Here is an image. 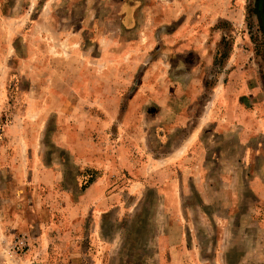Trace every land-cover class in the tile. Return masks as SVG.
<instances>
[{"label":"rangeland","instance_id":"rangeland-1","mask_svg":"<svg viewBox=\"0 0 264 264\" xmlns=\"http://www.w3.org/2000/svg\"><path fill=\"white\" fill-rule=\"evenodd\" d=\"M127 1L137 4L131 24L123 20ZM156 1L170 0H0V19L26 22L0 71V264H264V0H212L207 22L192 24L190 45L211 49L202 99L141 89L140 81L155 83L171 46L159 36L179 25L150 22L147 5ZM146 63L153 68L144 79ZM29 64L39 70L35 86ZM212 98H240L238 136L207 126L190 135L193 161L177 160L174 176L165 163L155 168L192 131L172 129V114L198 112ZM85 156L97 162L77 165ZM106 166L115 167L105 187L112 198L101 201L97 228H87L86 215L68 245L61 194L86 189ZM168 176L177 199L161 196L171 192ZM176 201L179 214L169 219ZM21 234L27 250L14 246Z\"/></svg>","mask_w":264,"mask_h":264},{"label":"crops","instance_id":"crops-1","mask_svg":"<svg viewBox=\"0 0 264 264\" xmlns=\"http://www.w3.org/2000/svg\"><path fill=\"white\" fill-rule=\"evenodd\" d=\"M212 0H170L169 2H166L168 4H164L162 1H156L152 2L151 4L147 5L150 12L153 13V15H150L149 20L150 22L161 24L162 25H170V24H179L177 26H174L171 28V30L166 31L168 32L166 35L162 34L159 37L160 38H167L169 40H172L171 46L168 47L167 50L162 52L161 62H159L161 65L156 68V70L159 71V75H157V78L155 83H151L149 81L150 85L145 84L146 81H140L141 89H149L151 86L152 88L157 87L155 89L157 98H201L203 93V88L206 86V77L210 73L212 69L211 64V49L209 46L204 45L203 47H193L190 45L191 41L197 36H194L195 31L194 26L192 24L197 20V23H200L201 21L207 22V16L205 15L206 9L209 8L212 4ZM136 3L133 1H127L124 5V23L125 24H131L132 22H136L137 16L134 13ZM166 7H165V6ZM165 7V8H164ZM203 8L204 13L202 14H195L194 8ZM165 9V10H164ZM187 11V12H186ZM192 12V13H191ZM182 15V16H181ZM10 18L0 19V71L4 69V55H13L15 53V48L13 46V42L17 37L22 36V31L19 27L20 25H23L24 20L19 19L17 21L9 22ZM144 18H141V21H143ZM30 19L27 22V29L30 28ZM204 23V24H205ZM10 25V26H8ZM4 26H7L10 28V30L4 29ZM31 25V29H32ZM24 27V25H23ZM167 27V26H164ZM200 35L202 37L207 36L206 28L199 30ZM25 39V38H24ZM142 51V50H141ZM159 51V50H158ZM124 55H129L131 57V54L125 53ZM191 55L195 58V61L188 60L186 56ZM129 58H127V61ZM131 60V59H130ZM129 60V62H130ZM142 61V59L139 60V62ZM142 63V62H140ZM28 74L29 78L32 81L33 85L36 83V77L37 72L39 73V70L36 68L35 65H28ZM114 67V66H113ZM115 68V67H114ZM138 68V67H137ZM152 66H148L147 63L142 66L140 69L145 71V77L146 79L148 77V72L152 71ZM87 69V68H85ZM119 70V69H117ZM120 71V70H119ZM233 72H236L234 69ZM232 72V73H233ZM223 84V80L221 81ZM148 83V84H149ZM230 81H226V85L229 84ZM35 86V85H34ZM163 90L160 92L159 88H162ZM140 89V90H141ZM142 91V90H141ZM139 93V92H138ZM158 93H160L158 95ZM146 98V95H144ZM139 98H142V95L138 96ZM51 98V97H50ZM59 98H63V95L61 94ZM202 99V98H201ZM241 102L240 98H212L208 99L204 102L203 105H200V111L196 112L194 111L193 107L187 112V111H181L176 112L172 114V122H169L168 124L171 125L174 129L178 125H185L189 128H191L192 131L189 133V136L187 139L183 142L177 141L175 144L171 146L168 152H166V158L165 159H158L156 158L151 163L155 165V168H163L164 165H169V168L173 167L175 163L178 160V166L179 163L185 161H193V153H189L191 149H189L190 143H191V137L190 135H198L200 133L201 129L205 131L206 127L208 126L211 129V133L213 132V128L211 127L216 126L219 127L221 130H224L226 127V130H229V133H234L235 136H238V127H239V117H241L244 113L243 106L239 103ZM226 103L227 111H220V107H222L220 104ZM241 105V107L239 105ZM196 107V106H194ZM258 110L256 109L255 112ZM131 112L127 113L126 117H130ZM143 114L140 112L139 116L141 117V121L137 127H141L142 125V119H144ZM196 120L195 127H190L193 123L192 120ZM214 119H217L216 122H212ZM209 123V125L207 124ZM213 123V124H212ZM210 132V131H209ZM208 133V132H207ZM218 133H221L220 131ZM210 134V133H209ZM213 134V133H212ZM238 138V137H237ZM238 142V139H237ZM242 140L240 139V144H242ZM237 147V146H235ZM198 148H201L200 145ZM80 148H78L79 151ZM84 152V151H83ZM191 152H194L192 150ZM235 152H237V148L235 149ZM198 155V154H196ZM237 159V158H236ZM97 160L90 156V158L83 157V159L80 160L79 164H88L91 166L96 163ZM99 163V162H98ZM165 163V164H164ZM152 165V166H153ZM186 166L187 163L185 164ZM198 169L200 164L197 163ZM131 164L128 165L127 160L123 162L122 167L126 169H130ZM139 171L140 173H144L147 171L148 166H150V163H143L139 165ZM107 169L103 171L102 177H97V179L92 180L91 183L86 187V189L82 191H69L66 190L65 192H62L61 195H63V207H61V213H60V225H61V231L65 232L66 238L65 241L69 245L70 241L76 240L71 239L72 232L80 231V228L83 224V218L87 215L91 217V222L89 227H87L89 230H94V228H97L96 223L94 222V217L97 215L99 210V205L101 201L103 200H109L112 198V195H110L109 191L105 189L107 187L106 184L110 181V176L112 175L113 171L115 170L114 166H106ZM174 168L171 169V173L174 176ZM170 176H168L169 178ZM174 178V177H173ZM144 181V180H143ZM142 179L139 180L140 183L143 182ZM166 186L165 190L171 188V192L168 194L166 191L161 193V196L166 199H177L178 194L177 190H175V180L172 179V176L170 179L165 180ZM107 193V196L105 194ZM177 201L175 202V205H171L170 207H166V213L169 214V219H172L175 214H179V207L176 205ZM109 208V206H108ZM207 213L213 214L215 211H211L208 208H203ZM227 213V212H226ZM216 214V213H215ZM228 214H230L228 212ZM174 223H172L173 225ZM84 226H86L84 224ZM178 227V226H177ZM69 233V234H68ZM164 245V244H163ZM171 245H177L172 243ZM164 246H167L166 244ZM159 247L162 248V245Z\"/></svg>","mask_w":264,"mask_h":264},{"label":"built area","instance_id":"built-area-1","mask_svg":"<svg viewBox=\"0 0 264 264\" xmlns=\"http://www.w3.org/2000/svg\"><path fill=\"white\" fill-rule=\"evenodd\" d=\"M14 246L17 250H27L29 247V237L26 234L19 235Z\"/></svg>","mask_w":264,"mask_h":264},{"label":"flooded vegetation","instance_id":"flooded-vegetation-1","mask_svg":"<svg viewBox=\"0 0 264 264\" xmlns=\"http://www.w3.org/2000/svg\"><path fill=\"white\" fill-rule=\"evenodd\" d=\"M260 14V13H259Z\"/></svg>","mask_w":264,"mask_h":264}]
</instances>
